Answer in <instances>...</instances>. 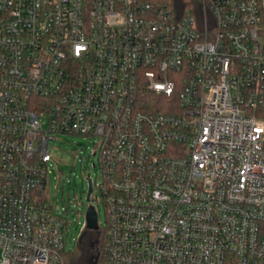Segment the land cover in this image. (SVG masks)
Returning <instances> with one entry per match:
<instances>
[{
	"label": "built area",
	"instance_id": "obj_1",
	"mask_svg": "<svg viewBox=\"0 0 264 264\" xmlns=\"http://www.w3.org/2000/svg\"><path fill=\"white\" fill-rule=\"evenodd\" d=\"M200 1L0 0V264H66L57 134L97 139V264H264V0Z\"/></svg>",
	"mask_w": 264,
	"mask_h": 264
},
{
	"label": "rangeland",
	"instance_id": "obj_2",
	"mask_svg": "<svg viewBox=\"0 0 264 264\" xmlns=\"http://www.w3.org/2000/svg\"><path fill=\"white\" fill-rule=\"evenodd\" d=\"M97 143L95 137L77 134H57L50 141V152L58 160L49 179V194L55 206L67 209L68 227L65 232L66 251H73L78 246L79 238L86 223V212L90 205L87 200L89 178L97 182L94 192L97 199H92L98 211L100 227L108 225L107 209L99 184L104 179L98 155L93 154ZM93 163H96L94 167ZM64 173L65 181L58 176Z\"/></svg>",
	"mask_w": 264,
	"mask_h": 264
},
{
	"label": "trees",
	"instance_id": "obj_3",
	"mask_svg": "<svg viewBox=\"0 0 264 264\" xmlns=\"http://www.w3.org/2000/svg\"><path fill=\"white\" fill-rule=\"evenodd\" d=\"M167 4H171L178 12H185L188 9L194 10L198 6L200 0H163ZM175 100V98H174ZM141 109L147 112H168L170 107V98L166 95L157 96L148 93L143 97ZM98 239V243L96 240ZM106 239V231L100 227L99 231L84 228L78 241V246L73 251H65L64 259L66 264H89L92 256L99 255V261L103 259V244ZM92 244H95L94 246Z\"/></svg>",
	"mask_w": 264,
	"mask_h": 264
},
{
	"label": "water",
	"instance_id": "obj_4",
	"mask_svg": "<svg viewBox=\"0 0 264 264\" xmlns=\"http://www.w3.org/2000/svg\"><path fill=\"white\" fill-rule=\"evenodd\" d=\"M92 192V183L89 182V189L87 193V200H90V194ZM86 227L89 229H98L99 223H98V213L96 211V208L94 205H89L87 212H86ZM99 255L96 254L95 256H92L90 259L89 264H97Z\"/></svg>",
	"mask_w": 264,
	"mask_h": 264
},
{
	"label": "flooded vegetation",
	"instance_id": "obj_5",
	"mask_svg": "<svg viewBox=\"0 0 264 264\" xmlns=\"http://www.w3.org/2000/svg\"><path fill=\"white\" fill-rule=\"evenodd\" d=\"M92 189H93V185H92ZM91 198V197H90ZM95 231H99L100 230V227H98V229H94ZM96 243H98V239L96 240ZM93 246L95 245V244H92Z\"/></svg>",
	"mask_w": 264,
	"mask_h": 264
}]
</instances>
